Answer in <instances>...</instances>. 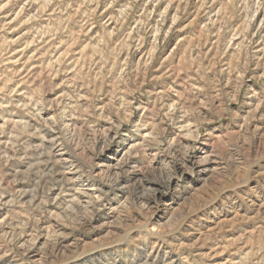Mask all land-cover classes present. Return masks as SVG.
<instances>
[{
    "label": "rangeland",
    "instance_id": "1",
    "mask_svg": "<svg viewBox=\"0 0 264 264\" xmlns=\"http://www.w3.org/2000/svg\"><path fill=\"white\" fill-rule=\"evenodd\" d=\"M0 264H264V0H0Z\"/></svg>",
    "mask_w": 264,
    "mask_h": 264
},
{
    "label": "bare ground",
    "instance_id": "2",
    "mask_svg": "<svg viewBox=\"0 0 264 264\" xmlns=\"http://www.w3.org/2000/svg\"><path fill=\"white\" fill-rule=\"evenodd\" d=\"M200 161H203V158L201 159L200 157H197V164H198V162H200Z\"/></svg>",
    "mask_w": 264,
    "mask_h": 264
}]
</instances>
